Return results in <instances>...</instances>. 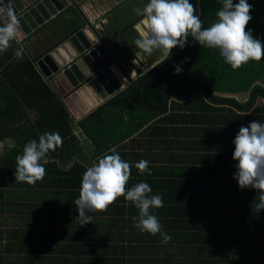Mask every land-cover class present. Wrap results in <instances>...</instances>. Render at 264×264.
Instances as JSON below:
<instances>
[{
  "label": "crops",
  "instance_id": "1",
  "mask_svg": "<svg viewBox=\"0 0 264 264\" xmlns=\"http://www.w3.org/2000/svg\"><path fill=\"white\" fill-rule=\"evenodd\" d=\"M145 4L144 0H99L82 6L90 21L84 30L96 26L105 32L133 76L161 60L158 52L147 55L135 45L143 18L134 9ZM59 10L22 39L23 49L34 63L77 28L74 22L84 21L74 5ZM94 20L95 25L91 24ZM43 79L64 99L76 119L92 103L100 106L97 94L75 88L62 71ZM262 105L264 97L259 96L253 108ZM236 113L240 112L223 114L224 123L178 124L155 130L151 137L138 133L125 142V148H116L131 165L127 186L152 178L151 194L161 195L164 206L151 209V214L171 236L169 243L163 244L159 234L136 229L133 217H138L139 210L123 197L107 212L89 213L93 223L82 226L77 219L76 186L57 188L60 184L48 177L29 188L11 178L0 186V264H240L238 245L228 239L234 231H241L242 217L254 213L259 192L240 189L233 178L238 163L233 160V140L239 129L250 123ZM259 116L264 118V114ZM78 130L83 150L78 159L84 161L85 146L93 142L87 140L82 145L86 137ZM14 146L15 141L7 138L0 142V153L13 152ZM77 149V145L72 146L70 152ZM140 160L149 162L152 175L140 176L135 167ZM96 161L93 154L87 155L88 164ZM245 263L254 262L249 257Z\"/></svg>",
  "mask_w": 264,
  "mask_h": 264
},
{
  "label": "trees",
  "instance_id": "2",
  "mask_svg": "<svg viewBox=\"0 0 264 264\" xmlns=\"http://www.w3.org/2000/svg\"><path fill=\"white\" fill-rule=\"evenodd\" d=\"M190 2L196 6L197 15L201 6L204 28L217 20L216 12L222 7L220 0ZM247 2L252 5V19L246 30H251L253 37L264 44V0ZM233 3H238V0H233ZM2 24L3 21H0V26ZM19 46L13 43L8 51L0 54V142L7 138L15 141L13 152L0 153V186H5L2 183L5 179H15L16 156L22 155L25 144L33 139L38 142L39 136L45 132H58L63 138V145L49 153L44 178L49 177L60 184L57 188L76 186L75 191L79 193L82 175L92 164H88L85 157L84 161L78 159L83 150L75 129H79L86 140L93 142L96 160L103 154H110L112 148H125V142L138 133L151 137L155 130H162L163 127L224 123L225 118H221L225 117L223 114L237 111L240 113L235 115L239 119L264 123V118L259 116L264 114V105L253 108L257 98L264 97V93H255L251 102L255 90L264 92V58L260 62L250 61L234 71L220 56L219 49L202 47L189 37L187 45L178 51L171 68L157 75L169 66L177 47L172 50L168 60L76 119L71 116L64 99L51 90L38 72L37 60L34 63L25 51L23 59L15 56ZM174 65L182 68L181 73L175 74ZM197 85H203L205 90L198 89L191 98H184ZM142 87L144 100L152 109L160 110L167 94L168 113L161 114L146 108L143 105ZM242 94H249L247 101L236 99V95ZM227 97L232 100L227 101ZM213 98L222 101L217 102ZM250 102L251 109L242 114L241 106ZM76 145L78 149L70 152L72 146ZM122 159L128 160L127 156ZM145 175L147 173L140 176ZM141 181L154 190L152 178ZM37 184L39 181L34 186L26 183L25 186L30 188ZM241 220V231H234V235L228 239L238 245L237 252L242 257L238 261L246 264V259L250 257L253 264H264V210L258 213L254 206V213Z\"/></svg>",
  "mask_w": 264,
  "mask_h": 264
},
{
  "label": "clouds",
  "instance_id": "3",
  "mask_svg": "<svg viewBox=\"0 0 264 264\" xmlns=\"http://www.w3.org/2000/svg\"><path fill=\"white\" fill-rule=\"evenodd\" d=\"M220 2L222 7L216 12L217 20L207 28L203 27L197 8L190 0H150L142 8H135V14L143 18L140 38L135 40L136 47L144 54L158 52L161 57L156 65L144 72H150L168 60L174 48L183 49L189 37L202 47L219 49L220 56L234 71L250 61L260 62L264 58V44L253 37L251 30H246L252 19V5L247 0H238L235 4L233 0ZM0 21H3L0 26V54L15 43L20 45L15 50V56L23 59V29L12 0H7V3L0 0ZM95 21L97 24V20L91 23L95 25ZM174 68L175 74L181 73L179 65H174ZM233 144V160L238 162L233 178L242 190H258L255 209L259 213L264 210V123L253 120L247 126H242ZM62 145L63 138L58 132H45L39 136L38 142L33 139L26 143L22 155L16 156L15 181L32 186L38 181L42 182L49 153ZM135 167L140 175H152L147 160H140ZM130 177L131 165L122 159L116 148L110 149V154L98 157L82 175L79 198L75 200L79 213L77 219L82 226L93 223L94 217L89 213L107 212L123 197L139 210L138 217H133L134 227L141 233L159 234L163 244L169 243L171 236L162 231L158 217L151 214V209L164 206L162 196L152 195V188L143 181L128 188Z\"/></svg>",
  "mask_w": 264,
  "mask_h": 264
},
{
  "label": "water",
  "instance_id": "4",
  "mask_svg": "<svg viewBox=\"0 0 264 264\" xmlns=\"http://www.w3.org/2000/svg\"><path fill=\"white\" fill-rule=\"evenodd\" d=\"M92 1L95 3V1L99 0H57V2L56 0H12L15 14L21 21L23 37L26 32L37 28L44 21L50 19L52 15H56L60 11L59 9H66V7L68 8L74 5L79 10L84 19L83 22L86 21V23H76L75 26L77 28L73 29L61 43L52 49L44 51L42 56L37 60V67L45 78H49L62 71L66 79L69 80L75 88H84L87 93L97 94L96 104L101 105L115 93L121 91L134 80L144 76L147 72L133 76L117 57L116 51L111 45L113 42L108 38L105 32H100L96 27L87 28L91 34H88L86 29L84 30V24L87 26V23L90 21H87L82 6ZM144 1H146V3L150 2V0ZM5 2L7 3V0H5ZM198 15L201 18V6H199ZM116 46H118V44ZM179 50L180 47H177L169 66L165 70L158 72L157 75L162 74L172 67ZM55 57H57V60ZM155 75L156 74L152 75L151 78ZM145 83L146 81L143 86ZM198 89L205 90L203 85H197L195 89L184 98H191ZM255 93L264 92L261 89L255 90L252 94L251 102L254 100ZM143 94L142 87L143 105L146 108L159 113H166L168 111L169 104L167 102V94L164 96L165 102L160 110L148 107ZM213 99L217 102L222 101V99ZM225 99L227 101L232 100L231 97ZM251 102L245 106H241L240 109L242 111L250 110L252 106ZM91 106L92 107L84 113L95 107L93 103Z\"/></svg>",
  "mask_w": 264,
  "mask_h": 264
},
{
  "label": "rangeland",
  "instance_id": "5",
  "mask_svg": "<svg viewBox=\"0 0 264 264\" xmlns=\"http://www.w3.org/2000/svg\"><path fill=\"white\" fill-rule=\"evenodd\" d=\"M131 1H134V0H130V2ZM136 1V0H135ZM35 29V28H34ZM32 30V29H31ZM143 72V70L142 71H140V72H137L136 74L137 75H139V74H141ZM136 75V76H137ZM232 96V95H231ZM238 100H240L241 102L242 101H247V99H248V97H249V94H242V95H236L235 96ZM258 99V98H257ZM257 102V101H256ZM87 140L85 139L83 142H82V145L86 142ZM96 150V148H95V145H93V144H88V145H86L85 146V157L87 158V155H90V154H93L94 153V151ZM51 186H55V185H51Z\"/></svg>",
  "mask_w": 264,
  "mask_h": 264
},
{
  "label": "built area",
  "instance_id": "6",
  "mask_svg": "<svg viewBox=\"0 0 264 264\" xmlns=\"http://www.w3.org/2000/svg\"><path fill=\"white\" fill-rule=\"evenodd\" d=\"M95 24H96V21H95Z\"/></svg>",
  "mask_w": 264,
  "mask_h": 264
}]
</instances>
